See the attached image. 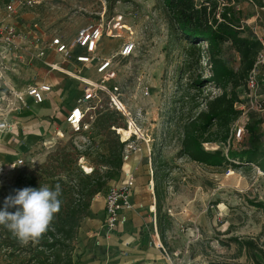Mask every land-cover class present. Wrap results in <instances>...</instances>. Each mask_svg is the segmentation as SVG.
<instances>
[{"label": "rangeland", "instance_id": "obj_1", "mask_svg": "<svg viewBox=\"0 0 264 264\" xmlns=\"http://www.w3.org/2000/svg\"><path fill=\"white\" fill-rule=\"evenodd\" d=\"M262 2L264 0H241L233 4L246 32L243 37L248 36L258 14L257 23L264 27ZM222 9L220 4L219 10ZM21 20L24 28L36 25L49 34L62 35L68 42L85 25L103 21L105 36L98 54L106 59L120 50L130 34L129 28L138 48L129 59L116 57L106 75L97 74L99 63L96 62L81 74L77 69L70 70L71 77L51 71L44 61L31 53L9 55L7 59L0 55V122L14 125L0 130V189L13 186L24 169L39 170L50 155L69 152L68 148L64 149L74 145L75 135L66 123V116L69 105L76 104L84 90L74 76H86L99 83L106 80L108 87L120 89L119 100L128 111L133 115L143 111L142 128L150 143L138 142L140 152L131 153L121 172L115 174L101 194L110 186L122 185L124 170L130 166L136 178L133 203L143 205V208L137 206L138 210L132 214L136 220L146 218L140 229L150 231L154 222L159 223L153 193L154 175L161 166L153 162L162 157L170 171L162 187V223L167 229L166 244L162 242L171 257L169 264H253L244 254L238 257V248L230 240H253L264 248V173L260 170L263 173L260 175L253 166L203 165L181 155L184 124L196 105L203 109L204 97L220 91L210 84L199 90L192 88L198 76L208 77L205 68H209V63L202 60L197 64V57L187 59L189 46L173 30L164 3L161 0H48ZM223 57L232 69L239 68V55L230 46H224ZM49 60L61 61L53 55ZM44 82L54 85L56 92L48 97L47 105H36L26 95V90ZM145 87L149 88V96L142 92ZM240 91L243 96L244 89ZM101 98L104 107L108 100L111 101L106 94H101ZM49 106H54L52 112H46ZM115 118L122 125L126 123L118 115ZM256 129L254 127L253 135L249 130L243 143H232L233 148L242 151L254 143L264 152V135ZM90 136V145L80 150L86 153L83 163L78 162V171L63 172L64 179L74 174V179L78 180L80 172L86 174L82 166L94 169L98 166V155L108 153L109 137L101 127L94 128ZM217 146L213 144L209 151L221 148L225 154L228 152V146ZM20 159L23 160L21 167L17 164ZM55 160L60 162L58 157ZM152 205H155L153 210ZM92 206L81 225L85 226L88 218L95 225L105 222L103 202L92 203ZM0 264L9 263L0 255Z\"/></svg>", "mask_w": 264, "mask_h": 264}, {"label": "trees", "instance_id": "obj_2", "mask_svg": "<svg viewBox=\"0 0 264 264\" xmlns=\"http://www.w3.org/2000/svg\"><path fill=\"white\" fill-rule=\"evenodd\" d=\"M166 8L173 30L179 38L184 40L189 48L187 59L197 57V64L202 60L209 63L208 77L198 76L193 83V89L199 90L202 86L210 84L220 93L210 94L203 99V109L196 105L191 116L183 126L181 142V155L203 165L216 167H237L257 165L264 173V152L254 143L246 149L237 151L231 147L226 155L220 148L209 151L204 144L227 145L232 125L238 120L241 111L236 109V104L241 102V91L245 90L249 72L253 69L261 43L253 39L241 26L233 4L241 0H161ZM220 4L223 9L219 10ZM261 8H264L262 2ZM230 46L240 58L237 70L231 68L223 57L224 46ZM97 112L95 128L101 127L109 139L107 141V154L98 155L97 167L91 174L80 172V178L74 179V174L66 180L63 172L71 174L77 168L78 162L86 155L76 146L70 145L69 152L63 151L50 155L46 165L39 170L26 168L18 175L15 184L11 187L0 189V210L4 208V200L9 195H15V190L25 187L39 188L48 185L54 190L59 183L62 188V201L60 211L38 244L29 242L22 245L5 227L0 226V255L9 264H77L74 256L79 229L84 218L92 206L93 199L101 194L110 180L120 173L124 166L125 144L116 134L122 129L124 136L128 137V129L123 115L109 108ZM195 112V113H194ZM118 115L124 120V125L115 118ZM255 134L254 127H249ZM74 142V141H73ZM60 155V156H59ZM60 158V162L56 158ZM147 162V161H146ZM57 163V166L53 165ZM161 166L160 171L154 175V193L156 199L158 230L164 244L166 243L167 229L162 223L163 192L162 187L168 177V163L160 157L153 162ZM52 170V173H50ZM58 170V171H57ZM78 171V169H76ZM168 171V172H167ZM15 208L9 211L14 212ZM236 244L239 256L243 254L253 264H264V248L257 241L231 239ZM212 264H239L232 262H215Z\"/></svg>", "mask_w": 264, "mask_h": 264}, {"label": "built area", "instance_id": "obj_3", "mask_svg": "<svg viewBox=\"0 0 264 264\" xmlns=\"http://www.w3.org/2000/svg\"><path fill=\"white\" fill-rule=\"evenodd\" d=\"M47 2L48 0H0V55L3 59H7L9 55L14 56L27 52L34 54L35 57L44 61L51 71L58 72L62 70V65H74L75 67L81 65L82 68L80 69L83 70L90 69L97 62L99 63L97 74L106 75L116 57L129 59L135 55L138 42L129 28L127 31L130 34L124 40L115 56L111 59L99 56V47L105 36V24L103 21L85 25L70 42L66 41L62 35L56 33L49 34L47 31L40 32V28L36 25L25 31L17 25L15 19L37 11L38 8L47 4ZM261 9L264 10V8ZM259 18L260 15L258 14L256 19H254V23H251V28L247 34L261 43V49L258 52L253 69L248 74L241 102L236 104V109L241 111V115L231 127L228 144L224 145L228 146V148L231 147L232 143H243L249 132V127H255L254 125L257 123L264 133V27L257 23ZM261 20L264 23V19ZM241 26L244 29L243 25ZM52 55L58 57L61 60L60 63L49 61ZM75 78L83 84L84 93L66 116V123L71 133L75 135L73 136L74 144L79 150L85 149L90 145L91 138L89 135L95 128L97 112L106 108L120 112L125 119L127 129H130L134 125L140 133H134L125 137L122 129L117 130L121 142L125 144L124 162L130 159L131 153L138 154L140 152L139 141H144L149 145L150 139L145 137L142 128L145 119L143 111L140 110L136 115H133L125 106V111H123L115 101L116 99L119 100L120 96V89L118 87H108L106 80L99 83V81H94L86 76H77ZM52 91L53 86L45 83L28 87L26 95L35 104L41 105ZM142 92L144 96L150 95L149 88L147 87ZM101 94L108 95L111 100L107 101L105 107L102 103ZM121 104L123 103L121 102ZM13 126L6 121L0 122V130H6ZM204 145H206V150L213 149V144L206 143ZM214 145L218 147L217 144ZM83 160H80L81 164ZM17 164L20 167L23 166V160L20 159ZM251 166L260 171L257 165L251 164ZM82 168L86 174H91L93 171L92 168H90V171L83 166ZM135 182V174L128 172L125 174V181L122 185L110 186L107 190V194L105 195L106 213L103 236L108 240L111 239L120 227L127 223L126 213L135 208V204L133 203ZM96 198L97 196L93 201ZM153 229L154 240L151 245L159 248L166 260L170 262L171 257L163 245L157 222H154Z\"/></svg>", "mask_w": 264, "mask_h": 264}, {"label": "crops", "instance_id": "obj_4", "mask_svg": "<svg viewBox=\"0 0 264 264\" xmlns=\"http://www.w3.org/2000/svg\"><path fill=\"white\" fill-rule=\"evenodd\" d=\"M21 19L22 17L19 19H15V22L23 31H25L28 29V27L24 28L22 23L23 21ZM39 30L40 32H46V30L42 28ZM64 66L66 68L62 67V70H64V72H66L67 75L71 74L70 70L73 69L75 70L77 69L78 73H81L82 71L85 70V69L83 70L80 69L82 68L81 65H77L76 67L74 65H64ZM45 83L48 82H44L43 84ZM55 92L56 89L53 85V91L47 95L45 102L41 105H47L48 97H50L51 94ZM83 93L81 94V96L83 95ZM75 105L76 104L69 105L68 107L69 111L67 115L70 113L71 109ZM53 107L54 106L52 107L49 106L48 109H46V112H52ZM37 118L38 121H42V119H39L40 117ZM20 126H22V124ZM254 126L255 128L259 129V132L261 134L264 135L263 130L261 127L258 126V123ZM39 129L41 130L43 129V127L41 126ZM93 140L96 139L93 137ZM88 168L90 169L92 167H88ZM124 172L126 174L128 172H133V171L130 166H127V169H125ZM106 194L107 191L103 195L99 194L97 198L94 201H92V203L103 202V207H104L103 209H105ZM134 195H135V189H134ZM153 195L155 199V193H153ZM154 202H155L154 204L156 205V199ZM155 205L151 206V210L154 209ZM137 206L140 207L142 206L141 208H143L142 204L141 205L136 204L134 210L128 211L126 213L127 223L124 226L120 227L109 240L103 236L104 223L103 224L98 223L95 225L94 222H92V220L88 218L86 225L85 226L81 225L79 229V234L76 244V252L74 256L75 262L77 264H169V262L166 260V258L160 251V249L157 248L155 245H151V243H153L154 240V231H153L154 229H151L150 231L147 232L146 229L144 228L140 229V227L143 226L144 221H146L147 219L146 218H140L139 220L134 219L133 217L134 215L132 213L138 210L139 207Z\"/></svg>", "mask_w": 264, "mask_h": 264}, {"label": "clouds", "instance_id": "obj_5", "mask_svg": "<svg viewBox=\"0 0 264 264\" xmlns=\"http://www.w3.org/2000/svg\"><path fill=\"white\" fill-rule=\"evenodd\" d=\"M4 200L0 210V226L9 230L22 245L38 244L60 211L62 188L59 183L54 190L48 185L39 188L25 187L15 190ZM15 208L14 212L9 211Z\"/></svg>", "mask_w": 264, "mask_h": 264}, {"label": "bare ground", "instance_id": "obj_6", "mask_svg": "<svg viewBox=\"0 0 264 264\" xmlns=\"http://www.w3.org/2000/svg\"><path fill=\"white\" fill-rule=\"evenodd\" d=\"M60 73H63V74H66V72H64V71H62V70H60L59 71ZM69 76H72V75H69ZM74 78H75V76H74ZM116 101V103H117V105L123 110V111H125V107H124V105L123 104H121V102L119 101V100H115ZM136 127L134 126V125H132L131 127H130V129H128V133H129V136L131 135V134H134V133H136ZM88 171H90V169L89 168H86ZM1 171V170H0ZM258 173L260 174V175H263V173L261 172V171H258Z\"/></svg>", "mask_w": 264, "mask_h": 264}]
</instances>
